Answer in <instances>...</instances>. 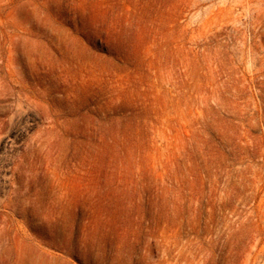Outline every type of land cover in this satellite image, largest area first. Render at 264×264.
Instances as JSON below:
<instances>
[{
	"label": "rangeland",
	"instance_id": "rangeland-1",
	"mask_svg": "<svg viewBox=\"0 0 264 264\" xmlns=\"http://www.w3.org/2000/svg\"><path fill=\"white\" fill-rule=\"evenodd\" d=\"M0 83V264H264V0H0Z\"/></svg>",
	"mask_w": 264,
	"mask_h": 264
},
{
	"label": "bare ground",
	"instance_id": "bare-ground-1",
	"mask_svg": "<svg viewBox=\"0 0 264 264\" xmlns=\"http://www.w3.org/2000/svg\"><path fill=\"white\" fill-rule=\"evenodd\" d=\"M12 80H14V79H12ZM13 83V82H12ZM16 83V82H15ZM1 84V83H0Z\"/></svg>",
	"mask_w": 264,
	"mask_h": 264
}]
</instances>
